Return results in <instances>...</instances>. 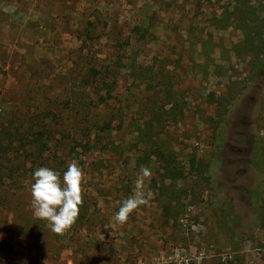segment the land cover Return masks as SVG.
<instances>
[{
  "label": "rangeland",
  "instance_id": "374dc122",
  "mask_svg": "<svg viewBox=\"0 0 264 264\" xmlns=\"http://www.w3.org/2000/svg\"><path fill=\"white\" fill-rule=\"evenodd\" d=\"M73 160L57 235L26 181ZM0 264H264V0H0Z\"/></svg>",
  "mask_w": 264,
  "mask_h": 264
},
{
  "label": "clouds",
  "instance_id": "9594fccd",
  "mask_svg": "<svg viewBox=\"0 0 264 264\" xmlns=\"http://www.w3.org/2000/svg\"><path fill=\"white\" fill-rule=\"evenodd\" d=\"M84 176L78 162L73 160L62 177L58 171L39 167L32 174L33 182L26 181L30 183L34 215L46 220L53 233L64 235L75 224L83 204ZM151 176V170L141 166L140 174L135 181L134 193L121 202L114 221L126 223L134 210L151 201L154 197V193L148 187Z\"/></svg>",
  "mask_w": 264,
  "mask_h": 264
},
{
  "label": "trees",
  "instance_id": "16d2710c",
  "mask_svg": "<svg viewBox=\"0 0 264 264\" xmlns=\"http://www.w3.org/2000/svg\"><path fill=\"white\" fill-rule=\"evenodd\" d=\"M101 99H104L103 97H101ZM155 154H159L162 156V158L165 161V176L166 177H170L172 179L177 178L179 176L182 175V172L180 169H178L176 166H173L172 162H173V158L171 157V155L167 154V156L164 155V153H162L161 149H157V152ZM255 162V158L254 161ZM194 163V161H193ZM257 165V164H256ZM193 170L196 169V167H192ZM255 168H257L258 170H261V164L259 163V165L255 166ZM197 169H202V171H204V168H201L200 165L197 166ZM205 182L207 184L208 189L210 190V194H211V201H212V205L214 207L220 208L222 212H224V215L228 214V218H226V222L230 223L231 220H233V218H235L234 213H233V209L231 206L227 205V207H225V205H221L217 199V197L214 194L215 188H214V184L212 183V178L210 177V175L208 174L205 177ZM251 190H253V198L250 199L249 204L251 208H255L257 206V201H254L253 199L256 198L258 199L261 195V186L259 184L254 185L253 187L250 188ZM230 220V221H229ZM234 221V220H233Z\"/></svg>",
  "mask_w": 264,
  "mask_h": 264
}]
</instances>
